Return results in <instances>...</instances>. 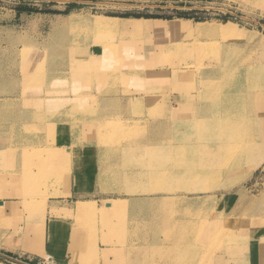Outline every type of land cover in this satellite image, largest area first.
I'll use <instances>...</instances> for the list:
<instances>
[{
  "label": "rangeland",
  "instance_id": "obj_1",
  "mask_svg": "<svg viewBox=\"0 0 264 264\" xmlns=\"http://www.w3.org/2000/svg\"><path fill=\"white\" fill-rule=\"evenodd\" d=\"M134 18L213 24L124 32L123 20ZM248 72L264 74V0H0V99L37 95L28 101L47 104L25 115L28 104L0 103L13 110L0 111V140L19 144L24 165L20 174L4 173L22 183H0V195L22 199L23 219L58 220L61 230L47 243L67 264H80L93 248L87 264H243L236 250L247 240L235 248L225 238L264 218V159L253 160L264 140L258 148L250 123L249 152L207 161L191 145L204 129L187 124L200 123L201 109L221 107L198 96L212 83L202 74ZM186 93L196 95L194 103ZM14 154L4 152L0 170L14 164ZM87 156L94 166L88 192L65 194L72 164L81 172ZM81 196L95 215L76 216ZM180 200H195L192 215ZM179 227L183 235L196 227L188 245L175 242ZM0 264L17 263L0 257Z\"/></svg>",
  "mask_w": 264,
  "mask_h": 264
},
{
  "label": "bare ground",
  "instance_id": "obj_2",
  "mask_svg": "<svg viewBox=\"0 0 264 264\" xmlns=\"http://www.w3.org/2000/svg\"><path fill=\"white\" fill-rule=\"evenodd\" d=\"M191 20L192 19L179 18L178 20L172 21L169 25H165L159 19L134 18V19L123 20L124 22L122 23V28L124 32H129L131 30L132 31L141 30V31H147V32H163L165 30L174 28L176 26L184 27L186 24L187 25L189 24L190 25L189 29H193L191 30L192 32V31H200L204 28L210 27L213 24L209 21H203V22L201 21V22H197V26H194V25H191L190 23ZM228 23L229 22H227V24ZM100 26H103V25H100ZM27 69L31 70L30 63H28ZM243 77H245V80L243 79ZM190 78L191 77L189 75V82H188L189 85H187L189 86V88L190 86L194 85L193 77L191 79ZM201 78L205 80L206 82H211L212 80V83L207 88L204 86L205 88L204 90H207V91L203 92L202 94L199 93L198 96H201L202 98H204V102L206 103L213 102L216 105L217 104L219 106L221 105V107L220 109H216V108L210 109V108L205 107L201 109L202 114H200L197 117L199 118V120L197 119L198 121L201 120L200 123H197L194 125V123L190 122L187 124L188 127L192 129L196 127L204 129V132L202 133V138H199L196 141L197 143L194 142L191 144V145H194L193 147L195 148V152L196 151L205 152L206 154L202 155V157L205 158V160L207 161L208 159L211 161H214L215 158H217V156L221 154H225V153L232 154L233 151L238 152L241 150L242 152L246 154V152H249V147L251 146V144L249 143L250 141L248 140V137L252 136L250 135L251 132L249 136H247V133H248L247 129L250 123L254 125V128L256 127L257 131H259L260 133L257 138V141H258L257 146L259 148L262 138L264 140V74L248 72V74H245L242 76H236V77H232L230 74L217 77L214 73H210V74L205 73L201 75ZM217 78H218V82H215ZM182 98L186 99V101L190 103H194L196 95H194L193 93H186ZM216 113L220 115L218 116L216 115ZM251 114L252 116L250 117ZM185 149L186 148H184V150ZM253 158H254L253 160L255 163L260 162L262 159H264V152H262V150L255 151ZM207 163L205 164V168L207 166ZM5 173L7 174V172ZM12 182L16 184L22 183L21 180H13ZM33 182H36V181H33ZM180 201L182 202L184 209L186 210L189 209V211L187 210L188 212L193 210L195 207L194 206L195 200H192V201L180 200ZM112 206L114 207L113 203H112ZM95 213H96V210L94 209V204H91L85 200H80L77 202L76 207H75V214L79 218L80 217L86 218V217H89V215H95ZM192 214L193 213L191 212L189 213V215H192ZM164 219L166 220V223L170 221L169 218L164 217ZM197 226L200 232L204 228L202 224L200 226L199 225ZM196 227H194L193 229V232H194L192 233L193 236L189 235L187 230H186L187 231L186 235H183L185 233V227H179L178 230L181 231L180 233L181 236L178 238V241H175V242H178L180 244L188 243L189 240H191L193 237L196 236ZM224 230L226 229L224 228ZM236 230L237 231H235L231 235V237L229 236L230 233L227 235L230 238H225V239L235 240L234 241L235 248H237L240 245L242 240H247V243L244 244L243 249L241 248V249L236 250V255L239 254L238 257L240 256L242 257L243 253L244 255H246V253L250 250H251L250 253L247 254L249 258H253L257 254H261V255L264 254V218L255 219V224L254 226L252 225V227L244 228V226H242L240 228H237ZM224 234H227V233L225 232ZM230 244L233 245L230 241L226 243L223 248L230 249L231 247ZM93 249L92 251H89V252H91L90 253L91 256H96L97 253L94 255L95 250ZM90 254L87 252V250H84L83 256L80 260V264H87L86 261L88 257L90 256ZM75 257H76L75 259L79 260L80 254H76Z\"/></svg>",
  "mask_w": 264,
  "mask_h": 264
},
{
  "label": "crops",
  "instance_id": "obj_3",
  "mask_svg": "<svg viewBox=\"0 0 264 264\" xmlns=\"http://www.w3.org/2000/svg\"><path fill=\"white\" fill-rule=\"evenodd\" d=\"M37 1L43 2L45 0H37ZM70 1H75V0H68V2ZM22 4L30 6L23 1H22ZM8 11L12 12L11 15L14 14V16L19 15V14L22 15L23 13H25L23 11L17 12L16 10H15V13H13L14 12L13 10H8ZM101 52L102 50L97 51V52H92V53L90 52L89 56L91 54H96V53H101ZM68 84H71V83H68ZM36 96L37 95H28L26 97L25 96L24 97L6 96V98L0 99V103L9 104V103L23 102L24 104H28L29 106L27 107L24 106L23 109H20V110L23 111L25 115H30L33 111L38 110V108L36 106L37 103L31 102L28 100L33 97L35 98ZM68 96L69 95L67 96L62 95L60 97H68ZM71 96L74 97L73 95ZM136 98L147 99L143 96H138ZM30 104L34 105L33 106L34 108L30 107ZM37 105L38 106L41 105L42 107H44L42 108V110L47 109L45 107L47 106V104L44 105L42 103V104H37ZM11 108L12 107H9V106H1L0 111L13 112ZM9 134L10 133L8 131H5L1 135L8 136ZM9 143H10L9 140H4V139L0 140V160L4 159L5 151H8V153H10L11 150H13V152L15 153L14 154L15 160H14V164L10 163L7 166L4 165V168L6 170L4 169L0 170V183H3V182L11 183L13 181V180H9L6 178V174H4L5 172L9 173L10 175L20 174L22 172H20L19 169L24 167V165L22 164L23 161H22V156L20 154L21 150L19 149L20 147L19 144L15 146V144L13 143L14 146H8ZM69 151H67V153L73 155L74 151L72 149H70ZM7 156L8 157L6 158L8 160H11L10 154H8ZM87 160H88L87 162L88 164L85 166V168L81 172H79V170L74 166L75 163L72 164L71 174L66 179L68 180V184L66 186L64 185L65 190L64 188L61 189V191H64L65 194L69 192L71 193L73 191L79 195L85 193L86 190L88 192L90 188L89 187L90 183L94 181V180H91L92 177H94L93 175L94 172L92 170L94 166L91 165L90 163L91 159H89L88 156H87ZM74 162H76V160ZM84 183H87L86 186L84 185ZM65 194L58 196V197H62V196L64 197ZM7 197L8 196L7 195L5 196L4 194L0 195V251L8 255L25 260L27 262H30L32 264H67L68 262L65 263L66 262L65 259L62 261L53 255L54 252L56 253V255L58 253V250L56 249L54 244L50 246L47 243L48 238L51 239V241L56 239L57 233L61 230L60 229L61 225H58V222H57L58 220L52 219L50 222H47L46 217L42 218V216H38V217L34 216L31 220L23 219L21 215L22 199H17V198L11 199ZM81 197L82 198L79 197L77 201L89 200L88 198H84V196H81ZM20 217H22V219H20ZM51 222H53L54 228H53V231L50 232L49 224ZM250 251H248L246 255H244L242 259L243 264H264V254L263 253H262L263 255L257 254L253 258H249L247 257V254L250 253ZM76 254L77 253H75L74 255Z\"/></svg>",
  "mask_w": 264,
  "mask_h": 264
},
{
  "label": "water",
  "instance_id": "obj_4",
  "mask_svg": "<svg viewBox=\"0 0 264 264\" xmlns=\"http://www.w3.org/2000/svg\"><path fill=\"white\" fill-rule=\"evenodd\" d=\"M0 257H1V258H4V259H7V260H9V261L15 262V263H17V264H32V263H30V262H27V261H25V260H22V259H20V258H17V257L11 256V255H8V254H6V253H4V252H1V251H0Z\"/></svg>",
  "mask_w": 264,
  "mask_h": 264
},
{
  "label": "built area",
  "instance_id": "obj_5",
  "mask_svg": "<svg viewBox=\"0 0 264 264\" xmlns=\"http://www.w3.org/2000/svg\"><path fill=\"white\" fill-rule=\"evenodd\" d=\"M18 1L21 2V3L23 1V2L27 3L30 6H37L38 5V1L37 0H18Z\"/></svg>",
  "mask_w": 264,
  "mask_h": 264
}]
</instances>
